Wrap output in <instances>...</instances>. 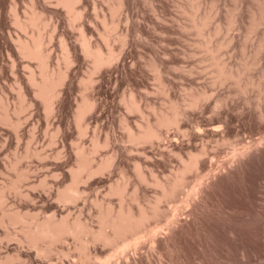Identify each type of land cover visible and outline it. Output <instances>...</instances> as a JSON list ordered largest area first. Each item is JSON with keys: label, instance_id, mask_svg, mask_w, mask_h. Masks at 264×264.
Wrapping results in <instances>:
<instances>
[{"label": "rangeland", "instance_id": "rangeland-1", "mask_svg": "<svg viewBox=\"0 0 264 264\" xmlns=\"http://www.w3.org/2000/svg\"><path fill=\"white\" fill-rule=\"evenodd\" d=\"M58 3L0 0V191L6 189L0 217L4 209L22 211L32 224L47 216L71 221L79 216L99 231L102 211L120 208V196L110 194L114 182L127 181V202L137 209L160 195L152 184L155 174L165 181L182 166L180 156L189 161L191 150L198 153L204 146L209 154L199 158L202 170L197 165V171H189L184 188L161 202L157 218L138 234H127L131 243L139 240L136 248L123 238L113 244L90 242L88 259L80 238L71 235L53 243L52 252H40L22 235L27 224L12 225L6 215L7 223H0V261L13 256L16 264H264V148L257 144L264 139V0H78L76 11L83 13L78 20ZM115 6L121 8L116 15ZM33 14L39 15V25L30 22ZM16 20L26 21L23 28ZM108 29L113 36L106 43ZM38 32L52 70L68 72L67 50L73 58L51 114L29 79L33 71L41 78V63L19 51L18 43ZM81 35L101 45L105 55L114 49L116 60L94 70ZM89 77L93 84H83ZM134 94L141 111L127 108L126 99ZM84 96L96 104L82 120L87 129L82 133L76 110ZM175 105L179 126L161 128L160 140L140 146L129 141L127 122L137 129ZM10 121L19 124L13 127ZM108 138L110 145L103 147ZM94 139L101 144L97 152ZM79 147L93 154L94 169L106 156L116 157L104 171H83L79 188L85 195L64 203L58 192L71 182ZM234 148L249 149L230 162ZM137 162L152 183L140 180ZM211 165L215 176L208 171ZM200 180L204 196L188 198ZM15 181L21 194L11 189ZM154 228L164 231L156 241L150 237ZM83 234L84 240L93 237Z\"/></svg>", "mask_w": 264, "mask_h": 264}, {"label": "bare ground", "instance_id": "bare-ground-1", "mask_svg": "<svg viewBox=\"0 0 264 264\" xmlns=\"http://www.w3.org/2000/svg\"><path fill=\"white\" fill-rule=\"evenodd\" d=\"M118 1V0H117ZM57 2H59L58 4H61V6L63 5V6H65V8L66 9H68L70 12H68V13H71V12H73L74 11V14H72L71 13V16H73L74 15V17H75V19L77 18V20H78V18L79 17H81L80 15H82L83 13H81L80 14V12L82 11H80V12H78V11H76V10H78V9H76L77 8V6H75V5H77L76 3L78 2V0H57ZM120 2V1H119ZM123 2V1H122ZM75 4V5H74ZM79 4V3H78ZM121 4L122 3H119L117 6H121ZM116 5V4H115ZM116 7V6H115ZM113 7L112 8V10H113V12H115V13H113L114 15H116L117 13H119V12H117V10H118V8H120V7ZM75 8V9H74ZM121 9V8H120ZM119 9V10H120ZM118 10V11H119ZM18 14V13H17ZM19 15V14H18ZM34 15V16H33ZM30 18L31 19H29L30 20V22H32L35 26L38 24V22H41V21H39L38 20V17H39V15L38 14H33ZM36 15V16H35ZM38 16V17H37ZM70 16V17H71ZM37 17V18H36ZM74 17H72V19H74ZM16 19H21L20 17H18L17 16V18ZM28 20V21H29ZM37 20H38V22H37ZM121 20V19H120ZM24 22H26V21H24ZM24 22L22 21H19V20H16V23L18 24V25H21V28H23V25H24ZM29 23V22H28ZM35 23H37V24H35ZM104 23H107V22H105V20H104ZM103 23V24H104ZM115 25L117 24L118 25V23H114ZM39 25V24H38ZM106 25H108V24H106ZM26 26H27V23H26V25L24 26L25 28H26ZM107 28H109L108 26H106ZM116 27V26H115ZM111 29V28H110ZM106 30V29H105ZM82 32V31H81ZM108 32H110L109 31V29L107 30V31H105V33H108ZM39 34L38 35H33V37H31L30 39H27V40H25V39H22V37H21V39L22 40H25V41H21V42H19L18 44L20 45V43H21V45H20V47H19V51L21 50V53L23 54V52L25 53V56H27V57H32V59H38L39 60V62L41 63V69H40V71L42 70V73H40V79L39 80H37L38 79V77H37V79L35 78L36 76H34V75H36V73H34V71L33 72H31V76H30V81L32 82V83H30L31 85H35V88H36V90H35V92H37V93H35L38 97H39V99H41L42 98V103H43V100H44V103H45V105L44 106H46V109L45 110H48V112L47 113H50L51 111H53V109H54V107H52V101H53V99H54V101L56 100L55 99V97H57L58 96V87L61 85V87H62V84H63V82H65V78H66V73H68L69 72V67L71 66L70 64H72L71 62H72V60H73V58L71 57V56H68V54H69V51L67 50V48L64 46V45H68V44H64L65 42H64V40H63V46H64V50H67V56L65 57V59L66 60H64V61H68L67 62V65H69V67L67 66V71L68 72H66V71H64V70H62L61 68H59L58 70L57 69H55V68H53V70L50 68V65H49V63H51V62H49L48 63V60H50V59H47V58H49V54L47 55V53L46 54H44V52H46V51H43L42 50V45H43V37H42V33L41 32H38ZM104 32L102 33L103 35L102 36H104L103 38H105L106 36L104 35L105 34ZM82 34H85V35H87L85 32L83 33L82 32ZM85 35H81L82 36V42H81V46H83V49H84V52L83 53H85L84 55H87L88 56V58H89V56L90 57H92V59H93V64H94V70H96V69H101V66L103 67L104 65H109V63L111 62V61H113V60H116V57H115V59H113L114 58V56H117V55H115V53H114V49H112L111 47H110V51L108 52L109 54H104L105 52L103 51V49H102V47H101V45H94L93 46V42L92 41H90L91 39H89L87 36H85ZM112 35V34H111ZM110 35V33H108V35H107V39L106 40H104V41H106V43L108 42V38L111 36ZM113 36V35H112ZM20 39V37H19V41L21 40ZM81 40V39H80ZM110 41V40H109ZM92 42V43H91ZM83 44V45H82ZM109 45H110V43H108ZM44 46V45H43ZM22 48V49H21ZM70 49V48H69ZM82 49V50H83ZM113 51H112V50ZM49 53V52H48ZM24 55V54H23ZM69 55H71V54H69ZM86 56V57H87ZM71 59H70V58ZM120 57V56H119ZM64 58V57H63ZM118 58V57H117ZM91 59V58H90ZM91 59V60H92ZM75 62V61H74ZM73 62V63H74ZM69 63V64H68ZM40 66V65H39ZM51 69V70H50ZM55 70H57V71H55ZM93 70V72H95ZM98 71V70H97ZM225 72V70H223L222 69V72ZM92 72V73H93ZM224 72H223V74H224ZM96 73V72H95ZM225 74H227V72H225ZM91 77H89L88 78V81H89V79H90ZM85 80L84 81H86V83L85 82H83V84H87L88 85V83H89V85H90V82L91 81H89V82H87V80H86V78H84ZM91 80H93L92 78H91ZM92 83V82H91ZM93 84V83H92ZM34 85H33V88H34ZM88 85V86H89ZM86 95V94H85ZM36 96V97H37ZM135 97V94H134V96H132L130 99H126V105H127V108L130 110V111H132V112H135V111H141V109H142V105L141 104H139L140 102H138L137 101V99H136V97ZM58 98V97H57ZM90 96H84V97H82V102H80L79 104H78V110H76V112H78L77 113V121H78V123H77V125H78V128L80 129L81 128V131H82V133L85 131L84 129H86V128H83L84 127V125L82 124V122L84 121V116L89 112V111H91V109L93 110V108H94V106H95V104L96 103H93V102H95V101H93L92 99V101L90 100ZM197 99V98H196ZM195 99V101H197ZM194 104V103H193ZM195 104H196V102H195ZM94 105V106H93ZM49 110H51V111H49ZM89 110V111H88ZM135 110V111H134ZM157 112V111H156ZM180 113L181 112H179L178 111V109H177V107H176V105L175 106H173V108H172V112H166V111H161V112H159V113H156V116H155V120L153 119H149V118H147V120L144 122V123H141V124H139L138 123V128L137 129H133L132 127H130V125H127L128 124V122L126 123V121H125V118H123V122L124 123H126V129H127V131H128V139H129V141L130 142H132L133 144H135V145H139L140 146V144H144V143H146V142H152V141H154L155 139L156 140H160V139H162V136H163V134H162V132L160 131L161 130V128H164V127H171V125H176V126H179L178 124H179V118H180ZM51 114V113H50ZM141 114H143V113H141ZM6 115H8V114H6ZM9 116V115H8ZM8 116H6L5 118H6V121L8 122ZM5 118H3L4 119V121H5ZM86 118V117H85ZM20 120V119H19ZM83 120V121H82ZM12 121H10V124H12L11 123ZM14 122V121H13ZM16 122V121H15ZM19 124V121L18 122H16V123H14V125H18ZM13 125V124H12ZM13 125V127H16V126H14ZM18 128V127H17ZM16 129V128H15ZM87 130V129H86ZM186 131V130H185ZM85 132H87V131H85ZM202 132V131H201ZM84 135V134H83ZM186 137V136H185ZM94 140H96V141H94L95 143H94V152H97L96 150L97 149H99V147L101 146V144H100V142H99V140H97V139H94ZM209 142V141H208ZM110 139L108 138V139H106V141H105V143H104V145H103V147L105 146V147H108L110 144ZM251 144V143H250ZM258 144V147L261 149V148H264V139L263 140H260V142L259 143H257ZM107 145V146H106ZM257 146V145H256ZM255 146V147H256ZM245 147H247V145L245 146ZM241 148V147H240ZM239 148V149H240ZM252 148V147H251ZM182 149V148H181ZM249 149V148H248ZM248 149H246L245 151H243V152H241V151H239L238 150V148H234V155H232L233 157L231 158V160H230V162H236L237 161V157L239 156V155H243V154H247V150ZM77 150H78V152L76 153L77 155V167L75 168V169H73L72 171H71V175H72V178H71V182L70 183H68L63 189H61L59 192H58V199L59 200H61V201H64V203H66V202H75L77 199H79L80 197H82L81 196V194H82V192L84 191H81V189L79 188V183H80V181L82 180L83 181V175H82V178H81V173L83 172V171H85V170H88L89 172L88 173H91L90 175H92V173H95V172H101V171H104L105 169H108L109 167H111V165H112V162L114 161L113 159H115L114 157H116V156H114V155H112V156H106L103 160H102V162L98 165V168H96V169H94V164H93V162L92 161H94L95 160V158L93 157V154L91 155L90 153H88L87 151H85V149H83V148H77ZM76 150V151H77ZM247 151V152H246ZM250 151V150H249ZM191 152L193 153V155H192V157H191V155H189L190 156V159H189V161H188V159H187V161H185V159H184V157L183 156H180L179 158L181 159V162H183L182 163V166L180 165L179 166V168L177 169V172L175 173V175L173 176V177H171V178H169V179H167V180H160L159 178H157V175L155 174V177L153 178V183L150 181V179L149 178H147L148 177V175L146 174H144L143 173V171H142V169H141V164L139 163V162H137L136 163V171H137V173H138V175H139V178H140V180L144 183V182H146V183H152V184H154L155 186H157V187H159L160 189H161V193H160V195L156 198V200L153 202V201H151L147 206H145V205H142V204H139L138 205V208L136 209L135 208V206L132 204V203H128L127 202V198H126V188L128 187L126 184H127V181L124 179V177H123V180H125L126 182H122V181H116V182H114L111 186H110V194H116V195H118V196H120V199H121V204H120V208L119 209H114V207H112V206H109L106 210H103L102 211V213H101V226H100V230L99 231H94L92 228H90L89 227V225H87L86 224V222L84 223V220L82 221L80 218L81 217H79V216H77L73 221H71L70 220V218L68 217V216H63L62 217V219H60L59 220V218L57 217V219H56V215H53V217L51 216V217H49V216H47V218L45 217V219L44 220H41V219H39V220H41V221H36V220H38L37 218H36V222H34V224H32V223H26V221H25V219L27 218V216L26 215H24V213H23V215L21 214L22 213V211H20L19 212V210L18 211H11V212H7V210H9V209H4L6 212H3V216H1L0 217V223L1 224H4V223H7V222H5V220L6 219H4V218H6L5 216L6 215H8L7 217H10L9 218V223L10 224H12V225H16V224H21V223H23V221L27 224V225H25V223H23L25 226H23L22 227V235H23V237H24V239L25 240H27L32 246H34V248H37V250L38 251H40V252H45V253H49V252H52V244L53 243H57V241H59V242H61L62 240H65V238L68 236H75L76 238H80V249L83 251H85V252H87V253H85L86 254V258H90V255H91V252L89 253V251H86V250H88L89 249V244H90V242H94V243H96V242H102V243H104V244H113V243H116L117 241H119L120 239H124L125 240V242L128 244V246H134L135 248L138 246V243H139V240H137L136 242H134V243H131L127 238H126V236H127V234L129 233V232H133V233H135V234H138L139 233V231H140V229H142V228H144L145 226H146V224L148 223V221L149 220H151V219H153V218H157L158 217V214L159 213H161V207H160V204H161V202L162 201H164V200H167V199H171V198H173L174 196H176L175 194L177 193V191L178 190H180L181 188H184V186L187 184L186 182H188V181H186V176H187V174H188V172L189 171H193V170H196L197 171V169L200 171V170H202V169H200L201 168V164H202V162L200 161V159L199 158H201V157H203V156H205L204 154H209L208 152H206V146H204L203 148H201L200 149V152H198V153H195V152H193L192 150H191ZM188 153H190L189 151H188ZM191 153V154H192ZM195 153V154H194ZM179 154V153H178ZM203 154V155H202ZM206 154V155H207ZM249 154V153H248ZM261 154V153H260ZM176 155V154H175ZM177 156V155H176ZM208 156H210V155H208ZM215 156V155H214ZM244 156V155H243ZM242 156V157H243ZM260 156V155H259ZM183 157V158H182ZM245 157V156H244ZM253 157V156H252ZM94 158V159H93ZM203 158H205V157H203ZM203 158H201L202 160H203ZM247 158V157H246ZM216 159V158H215ZM215 159H211V160H213V161H215ZM228 159H230V158H228ZM240 159V158H239ZM249 159V158H248ZM113 160V161H112ZM183 160V161H182ZM223 160V159H222ZM199 161H200V165H199ZM213 161H212V163H213ZM229 161V160H228ZM243 161V160H242ZM248 161L246 160V163H247ZM114 163V162H113ZM244 163H245V160H244ZM93 164V165H92ZM228 164H229V162H228ZM232 164V163H231ZM230 164V165H231ZM235 164V163H234ZM242 164V163H241ZM198 165V166H197ZM213 165V164H212ZM211 165V167H210V170H208L209 172H211L210 174H213L214 176L216 175V173H217V171H216V173H215V170H217V168H214V166H212ZM215 165V164H214ZM198 168H197V167ZM200 166V167H199ZM224 165L222 164H220V167L222 168ZM228 166V165H227ZM240 166V165H239ZM242 166V165H241ZM240 166V167H241ZM234 167V166H233ZM238 167V166H237ZM243 167H244V164H243ZM242 167V168H243ZM248 167V166H247ZM73 168V167H72ZM225 168V167H224ZM219 169V168H218ZM232 169V168H231ZM237 169V168H236ZM240 169V168H239ZM224 170V169H223ZM240 170H242V169H240ZM239 170V171H240ZM198 171V172H199ZM232 171V170H231ZM197 172V173H198ZM221 172V171H220ZM236 172V171H235ZM241 172H244V171H241ZM237 173H238V171H237ZM21 174V176H19V177H23L24 175H26L25 173H20ZM24 174V175H23ZM28 174V173H27ZM151 174H153V172L151 173ZM206 174V173H205ZM207 174H208V172H207ZM207 174H206V176H207ZM23 175V176H22ZM89 175V176H90ZM213 175H211V176H213ZM88 176V177H89ZM209 176V175H208ZM207 176V177H208ZM126 177V176H125ZM153 177V176H152ZM22 179V178H21ZM17 181H19L18 180V178L16 179ZM204 181H199L197 184H195V186L193 187V188H191V192L189 193V197L188 198H190V197H194V196H196V195H200V196H204V193H205V190H204V187H203V183ZM15 183H16V185H17V182L15 181L14 183H13V186H11V187H9V188H11V189H14V190H16V193H18V192H20L19 191V189L17 188V186L15 185ZM12 185V184H11ZM4 188V187H3ZM193 189V190H192ZM2 190V189H1ZM6 192V189H5V191H4V189L2 190V191H0V205L4 202V200H5V195L6 194H4ZM85 192V191H84ZM83 192V193H84ZM179 192V191H178ZM22 192H20L19 194H21ZM86 193V192H85ZM23 195V194H22ZM82 195H85V194H82ZM134 200H138V198L137 197H135L134 198ZM190 200V199H189ZM196 200H198V199H196ZM196 200H194V201H196ZM186 202L188 201V199L187 200H185ZM191 202V201H190ZM193 202V201H192ZM194 203V202H193ZM187 204H188V206H187V210H189L190 211V205H191V203H190V205H189V201L187 202ZM195 204H197V203H195ZM3 205V204H2ZM185 206H186V204H184ZM194 205V204H193ZM184 206V207H185ZM188 207H189V209H188ZM261 207L262 208H264V205H261ZM186 209V208H185ZM176 210V209H175ZM196 210V209H195ZM195 210H194V212H195ZM177 212V211H176ZM175 213V212H174ZM178 213H179V211H178ZM26 214V213H25ZM177 214V213H176ZM10 215V216H9ZM24 216H26V218L24 217ZM177 216V215H176ZM55 217V218H54ZM68 219H67V218ZM79 217V218H78ZM35 218V217H34ZM189 218V217H188ZM176 219H177V217H176ZM70 220V221H69ZM174 221H173V223H175L176 222V220L175 219H173ZM172 221V220H171ZM172 223V224H173ZM22 224V225H23ZM28 224H30V226H28ZM177 224V223H176ZM165 228H167V227H165ZM170 228V227H169ZM166 230V229H165ZM170 230V229H169ZM161 231V229H152L151 230V236L150 237H152L153 238V240L155 239V241H156V239L159 237V235L160 234H158L159 232ZM162 232V231H161ZM164 232V231H163ZM162 232V233H163ZM83 233H92L93 234V237H92V239L91 240H84V238H83V236H81V235H86V234H83ZM149 233V234H150ZM166 233V232H165ZM168 234V233H167ZM87 236V235H86ZM136 236V235H135ZM156 236H158L157 238H156ZM235 236V235H234ZM171 237V236H170ZM139 238V237H138ZM46 240L49 242H47L46 244L48 245V246H46V247H42V246H39V243L41 244L42 243V241L45 243L46 242ZM131 240V239H130ZM143 240V239H142ZM66 241V240H65ZM148 241V240H147ZM141 242V241H140ZM154 243V242H153ZM153 243H152V245H153ZM50 244V245H49ZM82 244V245H81ZM88 244V245H87ZM54 245V244H53ZM87 247H86V246ZM151 245V244H150ZM157 245V244H156ZM50 246V247H49ZM116 246V245H115ZM52 247V248H51ZM86 249V250H85ZM138 249V248H137ZM127 250V249H126ZM130 251V250H129ZM145 252V251H144ZM114 255H116V254H114ZM114 255L112 256V257H114ZM120 255H122V251H121V253H120ZM119 255V256H120ZM118 256V255H117ZM164 256V255H163ZM127 257V256H126ZM120 258V257H119ZM162 258V257H161ZM86 260V259H85ZM84 260V261H85ZM108 262H110V259L108 260ZM0 263L1 264H16V261H15V258L12 256V257H8L5 261H0ZM107 264V263H106Z\"/></svg>", "mask_w": 264, "mask_h": 264}]
</instances>
